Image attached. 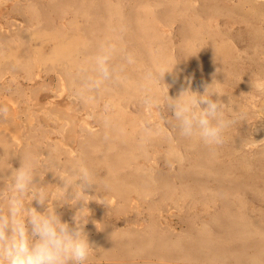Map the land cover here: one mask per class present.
<instances>
[{
    "label": "rangeland",
    "instance_id": "1",
    "mask_svg": "<svg viewBox=\"0 0 264 264\" xmlns=\"http://www.w3.org/2000/svg\"><path fill=\"white\" fill-rule=\"evenodd\" d=\"M102 44L114 78L83 92ZM209 85L239 121L220 146L164 106ZM0 106V189L23 156L49 193L92 173L85 264H264V0H0Z\"/></svg>",
    "mask_w": 264,
    "mask_h": 264
},
{
    "label": "clouds",
    "instance_id": "2",
    "mask_svg": "<svg viewBox=\"0 0 264 264\" xmlns=\"http://www.w3.org/2000/svg\"><path fill=\"white\" fill-rule=\"evenodd\" d=\"M114 52L112 45L100 46L94 57L96 75L87 76L83 92L98 90L105 82L113 80L115 69L110 61ZM127 60L131 63V56ZM166 72L169 71L149 72L146 78L163 79ZM188 83L190 86L191 79ZM212 85L205 86L203 94L189 87L182 89L176 98L167 95L164 106L171 110L182 137H199L205 145L220 146L225 143L226 130L239 121L235 116L227 117L226 105L219 99H212L221 95L216 90L210 91ZM255 86L261 89V85ZM144 103L150 108L161 107L160 100L152 96L146 97ZM7 114L8 108L0 106V119ZM36 176L43 179L37 171V161L23 156L20 167L11 171L0 189V199L6 202L7 209L0 207V264H85L93 252L85 231L90 215L87 208L90 200L85 197L89 196L87 190L96 184L92 173L81 165L59 176L63 186H56L55 193H49L45 186L35 182ZM33 201L44 210L33 207ZM53 201L61 205H75L80 201L83 204L72 216L70 225L62 221Z\"/></svg>",
    "mask_w": 264,
    "mask_h": 264
}]
</instances>
